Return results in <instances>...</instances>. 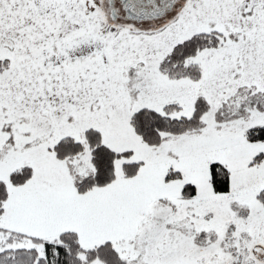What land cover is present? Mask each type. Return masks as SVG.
<instances>
[{
    "label": "snow or ice",
    "instance_id": "6c2138e0",
    "mask_svg": "<svg viewBox=\"0 0 264 264\" xmlns=\"http://www.w3.org/2000/svg\"><path fill=\"white\" fill-rule=\"evenodd\" d=\"M0 264H264V0H0Z\"/></svg>",
    "mask_w": 264,
    "mask_h": 264
}]
</instances>
